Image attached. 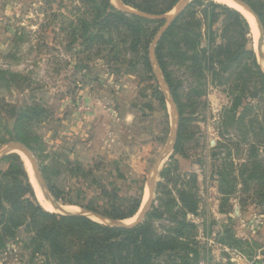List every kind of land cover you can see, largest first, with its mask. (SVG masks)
<instances>
[{
  "label": "rangeland",
  "instance_id": "obj_1",
  "mask_svg": "<svg viewBox=\"0 0 264 264\" xmlns=\"http://www.w3.org/2000/svg\"><path fill=\"white\" fill-rule=\"evenodd\" d=\"M82 6L80 0H0V114L4 119L0 155L8 143L18 142L2 143L10 138L14 108L20 102L35 103L45 109L48 119L34 126L30 149L43 177H50L63 192L60 202L40 187L31 162L26 165L19 156L46 211L82 213L77 204L88 203L99 194V187L116 188L123 199L141 197L137 215L121 222L131 225L150 206V190L157 199L164 170L171 169L167 191L174 197L181 180L188 181L193 174L199 209L189 215V221L197 226L199 264H214V252L226 247L255 264L264 255V182L245 187L239 181L237 192L229 196L218 187L217 173L224 159L234 164L235 175L240 177L237 169L248 162L255 142L251 138L242 143L236 131L221 136V115L230 99L220 88L210 86L201 98L207 104L195 123L199 131L187 145V157L175 154L171 146L179 115L159 79L146 81L143 72L119 75L108 59L85 52L78 42L71 44L67 34ZM257 34L260 40L259 27ZM250 38L256 52L253 33ZM67 46L72 49L68 51ZM159 93L164 94L165 105ZM263 107L258 113L261 123ZM261 140L255 146L264 173V137ZM5 157L0 159V171L9 168ZM155 225L164 233L170 222ZM228 235L238 244L231 247L220 242ZM27 239L28 234L20 230L6 251L0 252V264H37L25 248Z\"/></svg>",
  "mask_w": 264,
  "mask_h": 264
},
{
  "label": "trees",
  "instance_id": "obj_2",
  "mask_svg": "<svg viewBox=\"0 0 264 264\" xmlns=\"http://www.w3.org/2000/svg\"><path fill=\"white\" fill-rule=\"evenodd\" d=\"M180 1L120 0L132 11L124 12L113 0H80L81 14L67 35L71 44L78 42L85 52L108 59L119 75L143 72L146 81L157 79L151 57L154 50L179 115L173 151L183 157H187V145L199 131L195 123L207 104L201 98L206 97L210 86L225 92L230 105L221 115V136L236 131L242 143L251 138L256 142L249 150L248 162L237 169L240 177L235 175L234 164L224 159L217 173L218 187L221 194L229 196L237 192L239 181L245 187L264 182L255 146L264 137V117L262 123L258 117L264 106V70L251 47L252 30L246 18L211 0L191 2L154 46L166 19H147L139 14L162 17ZM242 1L250 5L264 25V0ZM66 49L69 51V46ZM159 94L165 105L164 94ZM14 110L10 138L2 143L18 141L32 149L33 128L48 119L47 112L35 103L22 102ZM262 110L264 113V107ZM3 121L0 114V129ZM4 160L9 168L0 171V252L6 251L8 242L23 229L28 234L25 248L37 264H199L197 226L189 221V215L199 209L195 175H188V181L181 180L182 186L174 197L172 191H167L172 183L171 169L164 170V183L158 185V197L145 220L135 227L122 228L82 214L46 211L38 202L20 156L10 154ZM44 179L50 195L60 202L63 192L50 177ZM99 189V194L88 203L77 205L113 221L132 219L139 212L141 197L123 199L116 188ZM162 220L170 222L164 233L155 225ZM235 240L228 235L220 242L232 247L239 242Z\"/></svg>",
  "mask_w": 264,
  "mask_h": 264
},
{
  "label": "water",
  "instance_id": "obj_3",
  "mask_svg": "<svg viewBox=\"0 0 264 264\" xmlns=\"http://www.w3.org/2000/svg\"><path fill=\"white\" fill-rule=\"evenodd\" d=\"M113 1H114V4L119 9H121L122 11H124V12H132L130 9H128L127 7H125L123 4H121L120 0H113ZM193 1L194 0H188L185 3H182V4L179 3L176 6V8L174 9V12L172 14H170V15L168 14V15H165V16H162V17L150 16L148 14H141V13L139 14L140 16H142L144 18H147V19H166L165 25L160 29V31L158 32V34H157V36L155 38L154 46L157 44V42L163 36V34L165 33V31L178 19V17H180V15H182V13L186 10V8L189 6V4L191 2H193ZM234 1L236 3L242 5L257 20V24H258V27L260 29V40L258 42V45H259V53H257V58H258L259 65L264 70V48H263L264 27H263V25H262L259 17L255 14V12L253 11V9L246 2H244L242 0H234ZM151 57H152L153 64L155 66V72H156L157 79H159V82L162 83L163 88L168 92L167 99H169L171 105L173 106L174 112L177 113L176 107H175V105L173 103V100H172V98L170 96L169 88H168V86L166 84V81L164 80V78L162 76V73H161V71H160V69L158 67L156 58L154 56V50L151 51ZM178 120H179V117H178ZM177 131H178V127H176V129L174 130V133H173V144L171 146V150L174 149V145H175V141H176V136H177ZM19 152H23V153H25L28 156V158L30 159V162H31V164L33 166V169H34L35 176H36V179L38 181V184L40 185V187L44 188L48 192L45 179H44V177L42 175V172H41V170L39 168V165H38V162L36 160V157H35L34 153L32 152V150L29 147H27L24 143H21V142H11V143H8L3 148L2 154L0 155V159H1V157H5V156L10 155L12 153H16V154L19 155ZM48 194H50V193L48 192ZM153 195H154L153 194V191L150 190V197H151L150 206L147 209H144L142 211V213H141L140 219L138 221H136L134 224H131V225H124V224L121 223L123 221L106 220V219L102 218L101 216H99L97 214L90 213V212H87V211H84L82 213H77V214L86 215V216H88L90 218L93 217V218L97 219L98 221H100L102 223H106V224L111 225V226L122 227V228H132V227H135L138 224L142 223L145 220L147 214L151 211L152 206L154 204V197H153ZM66 214L67 215H74V214H68V213H66Z\"/></svg>",
  "mask_w": 264,
  "mask_h": 264
},
{
  "label": "bare ground",
  "instance_id": "obj_4",
  "mask_svg": "<svg viewBox=\"0 0 264 264\" xmlns=\"http://www.w3.org/2000/svg\"><path fill=\"white\" fill-rule=\"evenodd\" d=\"M214 1L239 11L246 18L249 25L251 26L252 33L254 34V37L256 38L255 41H257V43H256L257 44L256 45L257 51L256 52L259 53V45H258L259 36L257 34L258 24H257V20L255 19V17L249 11H247L242 5L236 3L234 0H214ZM19 154L21 155L25 164L29 165L30 159L28 158V156L23 152H19ZM40 190H41V188H40ZM44 205H45V203H44Z\"/></svg>",
  "mask_w": 264,
  "mask_h": 264
},
{
  "label": "crops",
  "instance_id": "obj_5",
  "mask_svg": "<svg viewBox=\"0 0 264 264\" xmlns=\"http://www.w3.org/2000/svg\"><path fill=\"white\" fill-rule=\"evenodd\" d=\"M223 249L214 252V264H251L244 255H237L227 247Z\"/></svg>",
  "mask_w": 264,
  "mask_h": 264
},
{
  "label": "built area",
  "instance_id": "obj_6",
  "mask_svg": "<svg viewBox=\"0 0 264 264\" xmlns=\"http://www.w3.org/2000/svg\"><path fill=\"white\" fill-rule=\"evenodd\" d=\"M255 264H264V255Z\"/></svg>",
  "mask_w": 264,
  "mask_h": 264
}]
</instances>
